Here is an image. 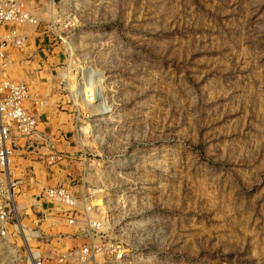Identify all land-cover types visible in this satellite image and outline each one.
I'll return each instance as SVG.
<instances>
[{"label": "rangeland", "instance_id": "obj_1", "mask_svg": "<svg viewBox=\"0 0 264 264\" xmlns=\"http://www.w3.org/2000/svg\"><path fill=\"white\" fill-rule=\"evenodd\" d=\"M56 10L79 19L71 42L27 46L14 74L49 102L41 152L67 141L60 149L75 153L54 178L123 243L124 260L107 264H264V0H57ZM71 58L92 75L81 88L67 75L78 105L57 89ZM93 84L102 94L90 112ZM67 224L70 247L83 245L87 228Z\"/></svg>", "mask_w": 264, "mask_h": 264}, {"label": "built area", "instance_id": "obj_2", "mask_svg": "<svg viewBox=\"0 0 264 264\" xmlns=\"http://www.w3.org/2000/svg\"><path fill=\"white\" fill-rule=\"evenodd\" d=\"M56 8L57 0H0V264H107L108 255L121 262L126 256L123 243L108 240L104 221L85 194L77 195L72 185H43L37 175L29 179L27 168L16 165L22 141L37 149L38 161L51 169L75 160L74 152L60 151L55 144L47 145L45 154L39 151V144L48 137L38 128L49 102L40 90L14 74L19 54L33 35L45 38L52 47L71 42L79 19L59 14ZM75 63L71 58L58 74L57 89L67 93L63 104L78 105L68 74L76 76L75 87L92 84L88 82L92 75L86 79ZM89 91L86 105L95 112L101 88L93 84ZM33 190L37 191L34 196ZM64 222L78 230L87 228L83 245L70 247V237L62 232Z\"/></svg>", "mask_w": 264, "mask_h": 264}, {"label": "crops", "instance_id": "obj_3", "mask_svg": "<svg viewBox=\"0 0 264 264\" xmlns=\"http://www.w3.org/2000/svg\"><path fill=\"white\" fill-rule=\"evenodd\" d=\"M44 41L47 42V40L45 38H41L39 39L37 36L31 37L27 43V46H35L37 43H43ZM48 45V43H47ZM29 83V82H28ZM34 86V85H33ZM35 87V86H34ZM36 88V87H35ZM37 89V88H36ZM51 109H49V107L44 111L42 117H41V122H40V126L38 128V131L43 133L44 135L48 136L47 134V130H49V125H50V121H51ZM25 141L21 142V148H19L18 150V156L17 158L19 159L20 157H23L22 160H24V162L22 163V165L24 166L25 164H27V175L28 178L30 179L32 175H37L38 179L43 183V185H49V186H54V185H65L62 181L63 180H59V178H54L56 177L55 175L59 174V177H61L60 175L62 173H68V167H70V164L68 165H58L56 167H54V169L49 168L48 165L41 163L38 161V153L36 152V150H31L30 145H25L24 144ZM34 144H36L37 142H33ZM58 141H56L55 145L57 146V149L60 151H67L60 149L66 147V144H68L67 141H62V146L59 147L58 146ZM40 146H42V144H39ZM68 150H70V148L67 146ZM42 149H44V147H42ZM42 149H39V151L41 152ZM60 166H65L67 169H62L60 168ZM33 167L34 170L31 168ZM63 176V175H62ZM49 178V179H48ZM31 194L34 196L35 194H37L36 190H33L31 192ZM33 214L37 213V210L33 207L32 210ZM40 216V215H39ZM38 216V217H39Z\"/></svg>", "mask_w": 264, "mask_h": 264}]
</instances>
